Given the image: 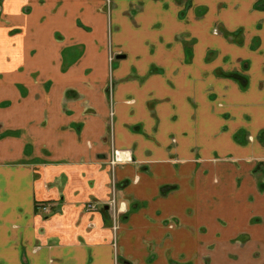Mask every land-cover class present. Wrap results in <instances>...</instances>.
Masks as SVG:
<instances>
[{
    "label": "crops",
    "instance_id": "1",
    "mask_svg": "<svg viewBox=\"0 0 264 264\" xmlns=\"http://www.w3.org/2000/svg\"><path fill=\"white\" fill-rule=\"evenodd\" d=\"M261 182L264 0H0V264H264Z\"/></svg>",
    "mask_w": 264,
    "mask_h": 264
},
{
    "label": "flooded vegetation",
    "instance_id": "2",
    "mask_svg": "<svg viewBox=\"0 0 264 264\" xmlns=\"http://www.w3.org/2000/svg\"><path fill=\"white\" fill-rule=\"evenodd\" d=\"M125 55H117L116 58H123ZM113 59V58H112ZM117 158V157H116ZM113 161V164L111 163V165H113V167L118 163V160L116 159L115 160V157L114 159L112 160ZM261 187L263 188L264 187V182H261ZM95 208V205L93 203H89L87 205V209L88 210H94ZM106 210L110 211V218L112 220V224H111V229L113 231V244L115 246V248L117 249L118 247V236H119V230H120V215L125 213V208L123 207V204L120 203V205L118 206L117 204V200L115 197H112L110 199V202L107 203L106 205ZM37 210H42L44 212H48L50 209H49V205L48 203H38L37 204ZM257 221V220H255ZM174 226V223H172V225H169V227H173ZM243 240H246L245 237L243 236H240L238 238L235 239V241H243ZM205 262L206 264H209L210 263V258L207 257L205 258Z\"/></svg>",
    "mask_w": 264,
    "mask_h": 264
}]
</instances>
